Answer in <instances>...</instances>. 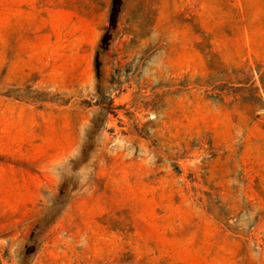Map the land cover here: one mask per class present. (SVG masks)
Here are the masks:
<instances>
[{
	"label": "rangeland",
	"instance_id": "1",
	"mask_svg": "<svg viewBox=\"0 0 264 264\" xmlns=\"http://www.w3.org/2000/svg\"><path fill=\"white\" fill-rule=\"evenodd\" d=\"M0 264H264V0H0Z\"/></svg>",
	"mask_w": 264,
	"mask_h": 264
}]
</instances>
